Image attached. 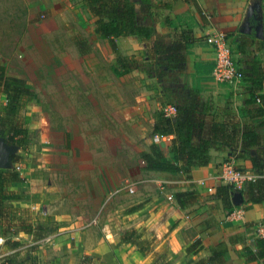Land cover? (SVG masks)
<instances>
[{
    "label": "crops",
    "instance_id": "1",
    "mask_svg": "<svg viewBox=\"0 0 264 264\" xmlns=\"http://www.w3.org/2000/svg\"><path fill=\"white\" fill-rule=\"evenodd\" d=\"M135 10L137 21L151 27L152 36L149 39L136 35L115 38L120 54L134 60L133 70L140 76L132 105L125 110L123 104H119L115 121L121 128L125 122L131 128L143 129V140L149 146L152 126L166 106L192 109L196 123L193 141H209L207 163L193 166L188 174L142 171L137 166V173H142L138 177L143 178L134 181V200L129 206H115L117 231L112 230L110 219L104 220L99 240L91 235L81 246L69 251L66 240L74 237L77 229L74 226L85 217L84 213L55 216L56 220L65 216L69 220L38 238L36 231L33 234L20 232L17 235L22 242L20 249L51 240L54 254L67 253L65 264H79L83 257L105 264H154L160 254L168 264H194L198 260H210V264H264V255L254 254V228L257 222L264 221V198L260 202L249 201L248 182L245 183L240 188L243 201L239 205L245 209V217L231 222L224 216L228 208L234 206L233 194L237 191L222 188L218 194L216 192L218 187L226 185L219 180L223 165L232 163L236 168L250 171L253 181L260 180V190L254 188L256 195L264 193V125L260 124L264 113H255L259 101H249L252 70L264 71V0H152L149 6L136 3ZM213 28L227 34L234 63L248 76L246 81L222 83L212 78L214 53L205 38ZM143 67L148 69L147 74H140ZM156 67L161 69L160 73L150 74L149 69ZM255 93L264 94V81ZM71 112L74 110L68 111V120ZM38 125L36 127H40V123ZM244 127L253 128L259 134L257 144L243 148L241 130ZM221 128L228 130L226 135L220 134ZM171 137L160 142L167 156H170L167 146ZM120 145H117L119 151ZM20 150L17 148L14 154ZM147 150L148 147L144 149ZM100 160L104 161L93 165L98 171L94 177L91 175L92 179L78 180L83 182L86 193H107L105 177L116 180L122 176L123 158L113 154ZM200 180H205V185H200ZM48 183L32 178L12 184L9 189L23 197L5 203L18 208L27 221L36 223L40 219L36 204L44 198L49 201L51 194L61 193L57 183ZM69 183L74 184L76 180L71 179ZM208 186L213 187L212 192L207 191ZM186 190L195 191L196 198L185 207H179L174 193ZM131 228L146 234L151 250L143 252L121 241L120 233ZM196 240L199 244L187 251ZM37 248L38 259L41 250ZM2 256L1 252L0 264ZM49 264L58 262L52 259Z\"/></svg>",
    "mask_w": 264,
    "mask_h": 264
},
{
    "label": "rangeland",
    "instance_id": "2",
    "mask_svg": "<svg viewBox=\"0 0 264 264\" xmlns=\"http://www.w3.org/2000/svg\"><path fill=\"white\" fill-rule=\"evenodd\" d=\"M92 27L93 17L80 0H0V64L35 91L34 101L24 109L31 117L29 123L34 120L28 145L18 152L20 159L11 162L10 168L21 171L28 181L41 178L47 184L57 183L61 193L36 204L38 223L55 229L69 220L66 216L56 220L55 216L84 213L74 226L76 234L66 240L69 251L91 235L99 240L104 220L110 219L112 230L117 231L115 206H129L136 194L121 188L143 178L138 177L142 173H137V166L142 165L140 152L148 147L143 129L125 122L121 128L115 121L118 105L127 110L139 87L134 60L124 56L128 70L122 72L107 41L97 38ZM146 67L140 68V74H147ZM160 70L150 68L149 73ZM70 109L74 112L68 120ZM116 142L118 147L122 144L121 151ZM113 154L123 158L122 176L116 180L105 177L107 193L84 192L83 182L78 180L92 179L98 171L93 165L104 161L100 157ZM71 179L76 183H69ZM144 240H148L146 234ZM38 244L31 245L41 246L37 248L41 250L39 264H49L52 259L66 263L67 253L54 254L51 240Z\"/></svg>",
    "mask_w": 264,
    "mask_h": 264
},
{
    "label": "trees",
    "instance_id": "3",
    "mask_svg": "<svg viewBox=\"0 0 264 264\" xmlns=\"http://www.w3.org/2000/svg\"><path fill=\"white\" fill-rule=\"evenodd\" d=\"M75 1V0H72ZM82 6L93 17V34L102 40H106L110 50L116 55L117 66L122 68V72L128 70L127 59L124 58L117 47L115 38L119 36L136 35L143 39L152 36L151 27L140 24L136 19L135 4L140 3L146 6L152 4V0H80ZM81 53H85L81 51ZM168 66V64H167ZM176 66V63L173 67ZM250 79L253 86L250 87L251 102H260L255 113H264V94H257L262 88L264 81V71L253 69ZM247 75L243 73L242 81H246ZM35 99V91L28 83L20 77L9 75L5 64H0V137L6 144L25 150L28 145L30 130L28 127L31 117L24 113V109ZM258 99V100H257ZM264 125V119L260 122ZM200 125V123H199ZM196 127L195 116L192 109L175 107V114L170 117L159 116L152 126V137L154 135L170 136L169 153L167 156L165 147L153 142L148 146L147 151L140 152L142 171H156L188 174L195 165L207 163V150L209 141L199 139L198 143L193 141L194 128ZM225 128L219 130L222 136L226 135ZM259 134L253 128H243L241 130V144L243 148L257 144ZM20 155L13 154L11 162L17 163ZM25 181L23 174L16 168H0V237L3 242L0 246L3 253L1 264H38L35 254L36 246L30 245L20 249L22 242L17 239L20 232L26 234L37 233V238L42 234L52 232V227L45 226L44 223H32L27 221L19 213V209L7 205L6 200L21 199L23 196L18 192L10 190V186ZM260 180L249 181L247 187L248 200L260 202L264 198V193L256 195L254 188L260 190ZM224 188L233 190L229 185L220 186L218 190ZM175 200L179 207H185L196 198L195 191H177L174 193ZM233 206L228 208L230 210ZM144 233H139L135 229H127L120 233L122 242H129L138 247L139 250L147 252L151 250V241L144 240ZM199 241L190 244L187 251H192ZM255 256L264 255V236L254 239ZM22 251L23 254H22ZM213 258V257H212ZM211 258V259H212ZM154 264H168L162 257L157 255ZM79 264H105L91 257H83ZM194 264H210V260H198Z\"/></svg>",
    "mask_w": 264,
    "mask_h": 264
},
{
    "label": "built area",
    "instance_id": "4",
    "mask_svg": "<svg viewBox=\"0 0 264 264\" xmlns=\"http://www.w3.org/2000/svg\"><path fill=\"white\" fill-rule=\"evenodd\" d=\"M205 40L214 53V66L211 71L212 78L222 83L241 80L243 73L234 63L227 34L224 31L213 28ZM174 113L175 107L173 105H168L163 110L164 117L173 116ZM166 138L167 136L154 135L152 140L159 143ZM253 179L254 175L250 171L236 168L232 163L224 164L219 175V180L231 186L233 190H240L245 183L253 181ZM199 184L205 185V180H200ZM121 189L129 194L135 193L136 190L134 182H126ZM212 190V186L207 187L208 192H212ZM224 217L225 220L231 222L242 221L245 217V209L242 206L234 205L230 210L226 211ZM254 234L256 237L264 236V221L256 223ZM2 242L3 238L0 237V243Z\"/></svg>",
    "mask_w": 264,
    "mask_h": 264
},
{
    "label": "water",
    "instance_id": "5",
    "mask_svg": "<svg viewBox=\"0 0 264 264\" xmlns=\"http://www.w3.org/2000/svg\"><path fill=\"white\" fill-rule=\"evenodd\" d=\"M17 147L5 143L4 139L0 137V168H10L11 156L14 154ZM243 201L241 192L233 194V202L235 206H239Z\"/></svg>",
    "mask_w": 264,
    "mask_h": 264
}]
</instances>
